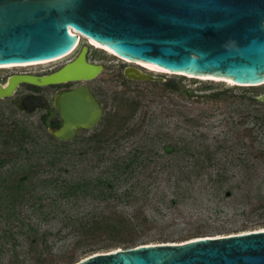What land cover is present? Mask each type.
Wrapping results in <instances>:
<instances>
[{
  "label": "water",
  "instance_id": "water-1",
  "mask_svg": "<svg viewBox=\"0 0 264 264\" xmlns=\"http://www.w3.org/2000/svg\"><path fill=\"white\" fill-rule=\"evenodd\" d=\"M80 36L88 43L58 70L0 79V99L12 97L22 84L77 83L52 97L61 125L48 130L62 141L95 128L104 118L102 102L85 83L104 70L88 58L94 47L90 40L120 58L173 74L264 85V0H0V65L61 57L76 48ZM124 74L157 79L135 67H126ZM183 91L188 97L206 96ZM258 98L264 101V93ZM15 103L33 113L46 108L48 99L29 94ZM174 150L170 144L164 147L168 154ZM70 264H264V229L117 248Z\"/></svg>",
  "mask_w": 264,
  "mask_h": 264
},
{
  "label": "rangeland",
  "instance_id": "rangeland-1",
  "mask_svg": "<svg viewBox=\"0 0 264 264\" xmlns=\"http://www.w3.org/2000/svg\"><path fill=\"white\" fill-rule=\"evenodd\" d=\"M85 44L87 41L82 40L71 55L60 61L23 68H0V79L6 82V77L15 73L54 72L74 59L81 46ZM88 58L91 62L104 66L101 74L85 83L102 102L105 114L98 126L84 130L80 135H88L96 128H103L108 116L112 117L116 113L129 115L133 107L136 109L130 118V125L140 124V128L133 135L122 140L114 152L106 153V157L116 159L133 155L138 150L139 159L149 160L154 155L161 157L164 154L161 160L167 157L179 160L182 155L180 148L186 141L195 139L193 144L205 143L212 151H216L217 160L199 176L194 175L191 179L181 181L179 187L173 177L170 179L167 172L158 170V167L156 169L154 163H151L147 170L134 175L132 181L141 179L145 181V185L137 187L133 195L101 203L93 200L79 207H71L68 203L64 205L66 209L72 210L73 213L82 210L81 213L96 215L101 212L110 214L118 211L119 214L132 217L138 222L133 232L135 239L132 246L183 242L203 236H222L264 229V163L260 164L256 171L253 169L247 171L243 165L231 163L229 156V159H226L228 152L226 146L242 139L249 140L248 136L244 137L248 123L242 121L240 110L244 109L245 105L256 107L255 104L249 103V97L264 93V85L246 87L193 75L190 77L152 71L98 47L90 48ZM126 67L140 68L157 79H129L124 74ZM76 84L63 83L33 88L53 96L59 90L68 89ZM30 88L32 85L22 84L9 98L17 110L16 116L19 118L26 116L35 124L44 123L47 126L46 110L27 113L15 103V98L22 96ZM178 89L183 93V89L195 90L205 93L206 96L202 100H196L201 98L188 97L185 93L181 95ZM216 92L221 93L219 98L209 97ZM168 144L175 148L171 154L164 151ZM191 159L192 157L188 155L187 160ZM219 159L221 162H216ZM218 172H224L229 179L222 186L209 181L210 177H216ZM245 175L253 177V181L244 184ZM238 184H241V187H238ZM127 185H123L121 191L127 189ZM229 185L235 187L230 188ZM227 191L230 192L229 195ZM170 198H174L176 202L171 204ZM63 208L58 218H51L48 223L41 224L42 230L47 229L51 232L49 242L57 259L62 257L69 259L68 255L75 252L74 258L70 261L73 263L93 253L128 248L125 243H120L118 247L94 246L93 250L87 252H83L81 248L74 249L75 237L61 217L64 215ZM84 243L88 245L89 242ZM65 261H61L60 264H70Z\"/></svg>",
  "mask_w": 264,
  "mask_h": 264
},
{
  "label": "trees",
  "instance_id": "trees-1",
  "mask_svg": "<svg viewBox=\"0 0 264 264\" xmlns=\"http://www.w3.org/2000/svg\"><path fill=\"white\" fill-rule=\"evenodd\" d=\"M179 93L184 95L181 90ZM220 95L216 92L209 97L219 98ZM249 100L256 107L245 105L240 110L242 121L248 123L244 137L248 136L249 140L226 146V159L243 165L247 171H256L264 163V101L257 95ZM135 109L133 107L129 115L108 116L103 128H96L88 135L62 141L52 135L49 125L35 124L26 116L17 117L9 98L0 99V264H60L64 260L72 263L75 252L68 255L69 259H57L49 242L51 232L41 229L42 223L58 218L63 207L61 217L75 237L74 249L87 252L94 246L118 247L120 243L130 247L138 225L132 217L118 211L98 215L81 213L82 210L73 213L64 205L79 207L93 200L101 203L127 198L137 187L145 185L144 180L132 179L136 173L147 170L151 163L167 172L179 187L181 181L199 176L217 160L216 151L205 143L193 144L195 139L186 141L180 148L179 160L170 157L161 160L164 154L154 155L149 160L139 159L138 150L116 159L106 157V153L114 152L122 140L140 128V124L130 125ZM188 155L191 160H187ZM245 176L244 184L253 181V177ZM228 180L224 172L209 179L219 186ZM125 184H128L127 189L121 191ZM175 202L170 198L171 204Z\"/></svg>",
  "mask_w": 264,
  "mask_h": 264
},
{
  "label": "bare ground",
  "instance_id": "bare-ground-1",
  "mask_svg": "<svg viewBox=\"0 0 264 264\" xmlns=\"http://www.w3.org/2000/svg\"><path fill=\"white\" fill-rule=\"evenodd\" d=\"M82 42V39H81V36L79 37V40H78V43L76 45V48L72 51H70L69 53L61 56V57H57V58H54V59H50V60H45V61H39V62H32V63H21V64H10V65H0V68H23V67H29V66H36V65H45V64H49V63H52V62H56V61H60V60H63L64 58L68 57L69 55H71L80 45V43ZM90 43L91 45H94V47H98V48H102V49H105L107 51H109L110 53H113V54H116L118 55L116 52H114L113 50L109 49L108 47L106 46H103V45H100L92 40H90ZM120 56V55H118ZM125 61L127 62H130V63H134V64H137L143 68H146V69H149V70H152V71H158V72H166V73H173L172 71H168V70H164L162 68H157V67H151L147 64H144V63H140V62H133V61H130V60H127V59H124ZM187 74V73H185ZM188 76L192 77L191 74H187ZM202 79H214V80H217V81H226V82H229V83H232V84H236L234 81L232 80H224V79H218V78H213V77H206V76H202L200 77ZM207 237H214V236H207ZM170 243H176V242H170Z\"/></svg>",
  "mask_w": 264,
  "mask_h": 264
},
{
  "label": "flooded vegetation",
  "instance_id": "flooded-vegetation-1",
  "mask_svg": "<svg viewBox=\"0 0 264 264\" xmlns=\"http://www.w3.org/2000/svg\"><path fill=\"white\" fill-rule=\"evenodd\" d=\"M83 46L84 45L81 46L80 50L82 49ZM80 50L77 52V55L80 52ZM36 75H41V74H36ZM8 77H6V80L8 79ZM74 84H76V83H74ZM33 87H35V86L32 85V88L27 89L26 92L22 96L29 95V94H34V95H42V96L46 97L48 99V106L46 108L38 109V110H46L45 120H46V123L49 125L48 128L50 127V124H51V127H59L61 125V121L59 119V113H58V111L56 109H54V107H53V102H52V97L53 96L52 95H49L46 92H43L41 90L34 89ZM61 90H64V89H61ZM61 90H59V91H61ZM55 114H58V115L55 116Z\"/></svg>",
  "mask_w": 264,
  "mask_h": 264
}]
</instances>
